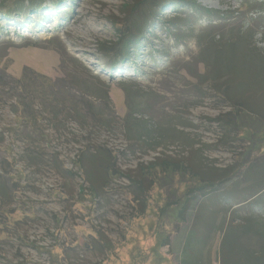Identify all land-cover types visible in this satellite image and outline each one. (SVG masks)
Segmentation results:
<instances>
[{"label":"rangeland","instance_id":"rangeland-1","mask_svg":"<svg viewBox=\"0 0 264 264\" xmlns=\"http://www.w3.org/2000/svg\"><path fill=\"white\" fill-rule=\"evenodd\" d=\"M193 1L0 0V264H264V0Z\"/></svg>","mask_w":264,"mask_h":264},{"label":"trees","instance_id":"trees-1","mask_svg":"<svg viewBox=\"0 0 264 264\" xmlns=\"http://www.w3.org/2000/svg\"><path fill=\"white\" fill-rule=\"evenodd\" d=\"M145 2H148L150 0H143ZM162 0H158V2H160ZM171 1L172 4H178V3H184V6H188V8H190L191 11H194L196 13H199L200 11H198L200 8L195 4V2L193 0H168ZM206 13H212L210 11H207ZM4 16H8L7 13H3ZM118 41L121 43L122 42V47L121 49H124L125 51L128 50V44L131 42L132 43V39H122V38H118ZM131 48V47H130ZM126 53V52H125ZM128 54V53H127ZM120 64V63H119ZM118 63L116 65H119ZM122 64V63H121ZM201 189H205V187H201ZM208 192V189L206 190ZM197 225H191L190 228L188 229L185 238H184V245L183 248L181 250V264H193V258L196 255L195 253L197 252V250L200 248V246H202L203 241L202 239L199 237V229H197ZM264 230H260V232H258L257 234H259V237L262 238V236L264 235ZM263 242V241H262ZM262 256L264 255V242H263V249L261 251ZM224 263V261H223Z\"/></svg>","mask_w":264,"mask_h":264}]
</instances>
